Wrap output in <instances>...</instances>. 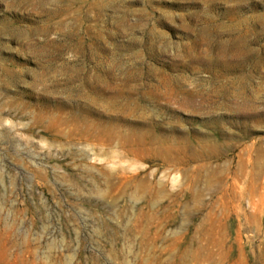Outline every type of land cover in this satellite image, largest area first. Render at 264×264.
Segmentation results:
<instances>
[{"label":"rangeland","instance_id":"obj_1","mask_svg":"<svg viewBox=\"0 0 264 264\" xmlns=\"http://www.w3.org/2000/svg\"><path fill=\"white\" fill-rule=\"evenodd\" d=\"M178 263L264 264V0H0V264Z\"/></svg>","mask_w":264,"mask_h":264},{"label":"bare ground","instance_id":"obj_2","mask_svg":"<svg viewBox=\"0 0 264 264\" xmlns=\"http://www.w3.org/2000/svg\"><path fill=\"white\" fill-rule=\"evenodd\" d=\"M4 250V249H3ZM6 256V255H5ZM178 264H180V263H178Z\"/></svg>","mask_w":264,"mask_h":264}]
</instances>
